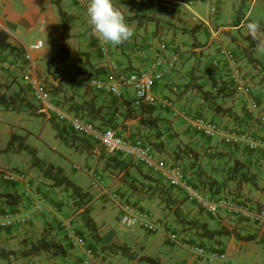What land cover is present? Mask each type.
Returning <instances> with one entry per match:
<instances>
[{
    "label": "crops",
    "instance_id": "1",
    "mask_svg": "<svg viewBox=\"0 0 264 264\" xmlns=\"http://www.w3.org/2000/svg\"><path fill=\"white\" fill-rule=\"evenodd\" d=\"M186 1L188 0H173V3L169 6H163L155 0H117V4L125 7L121 8L125 16L144 14L149 16L150 19L127 20V23L135 29L132 39L116 47L110 45L108 54L103 55L98 50L95 40L88 35L89 26L87 24L86 8L89 0H83L81 4L74 0H58L67 14L69 37L63 41V48L62 51H59L58 60L51 62L54 63V69L51 68V65L44 69L38 62L43 53L41 49L32 53L34 74L51 89L52 100L58 101L60 106L68 107L71 104L78 105L93 102L95 106L100 107L101 113L115 122L114 129L120 135H133L143 131L139 120L144 112L142 113L131 102L127 103V100H131L133 96L130 87L125 86L123 96L117 97L102 89L80 84L75 80L76 74L82 70H95L99 74H118L149 69L152 67L157 42L162 34L167 39L177 40L179 38L183 40L181 66L178 67L179 69L177 68L178 70L169 72L165 79L156 81L153 86L155 96L173 99L177 110L181 111V115H177L174 114L173 109L164 108L158 103L153 105L151 114L158 117V129L161 132L160 139L163 142L164 149L162 153H156V157L163 162L175 161L180 163L187 177L195 182L196 178L206 177L208 174L213 175L217 180L223 181L224 179L220 175L221 171L231 164L233 159L237 158L244 165V169L254 175L256 185L243 181L238 183L235 180L228 179L224 180L225 190L229 187L235 188L234 192L238 193L240 191L239 193L242 196L249 198L252 205L264 208L263 126L258 124L255 114L246 112L244 94L222 89L220 93L213 95L214 101L227 108L225 115H222L220 112L214 111L200 92L193 87L195 83H199L203 84V89H208L209 78L205 73V69L210 65L215 47L219 44L228 42V45L233 46L241 56V48L254 42L247 35L246 30H244L245 27L238 29V31L244 33L242 38L231 40V37L225 34L229 32L227 30H230V34L233 35L235 32L232 30L235 26L219 24L221 23L220 17H230L234 6L239 4V0H218L217 12L211 18V22L208 21L207 24L200 25L198 28L190 18L192 13L196 14L191 7L192 5L183 8V3ZM213 1L208 0V5ZM9 2L10 0H0V3L3 4ZM26 2L33 13L42 8L45 9V15H41L38 19V31L45 32V24L48 22L49 16L54 21V9L57 13L52 0H26ZM6 10L10 11L9 8H6ZM58 21L60 22L59 29L61 32L60 18L55 20L56 25H58ZM242 21L243 18L240 19L239 26L242 25ZM0 23L2 28L9 34L10 43L25 45L17 37L20 33L19 27L23 23L21 19L19 20V18L12 15L3 21L0 17ZM216 24H218L217 27ZM194 27L195 31L193 30ZM255 50L256 44L251 46L250 49L252 56L258 62L256 65H248V61L245 64L243 57L240 60L243 63L250 91L254 93L259 110L261 109L258 113H262L264 112V59L256 56ZM0 80H4L9 85L6 91L7 95L18 94L21 97L25 94L26 97H29L25 92L24 82L18 75L11 76L0 71ZM35 106V109L31 108L25 101H22L18 109L12 111H18L25 115L27 113L38 115L52 125L48 116L40 113L37 105ZM193 114L203 115L215 120L220 126L218 137L205 138L193 132L188 123ZM4 128L7 130L4 137L8 139L10 133L14 131L10 127L7 128V125L3 126L2 130ZM243 130L252 131L259 138L260 146L256 151L246 148L244 141L240 138ZM54 135L55 138H58L56 130ZM95 145L92 146L89 152L77 150L86 163L83 165L71 163L70 168H68L69 175L64 165L59 163L56 158H44V160L54 166L61 167L63 175L89 191L91 195L90 212L96 221L100 234L106 235V232L113 230L114 235L110 241L124 243L131 247L128 254L108 253L103 250L105 253L98 259V264H136L141 260L140 256H149L164 264H206V261H208L189 250H179L182 248L162 233H148L140 226L138 227L149 236L142 241H138V239L135 241L133 246L140 245L141 248L136 250V248L128 245L126 241H118L114 227L115 220L118 221V209L112 215V208L110 212L107 205L108 202H112V192L133 203L140 210L147 212L150 217L166 220L183 239L205 245L210 249L222 252L224 255L230 254L236 259V262L239 261L238 259L246 257L253 260L254 264L257 262L264 264V224L261 225L228 215H223L219 219L214 218L199 208L194 201L183 198L185 195L181 190L174 188L171 191L174 196L181 199V208L186 213L187 219L196 218L199 221L206 222L210 228L223 227L231 233L217 236L214 239H206L196 234L193 229H182V225L175 221L173 214L163 208L157 187L134 191L123 181L122 178L128 177L136 178L135 182L137 184L146 182L145 177L139 172V165L125 158L124 161L127 164L125 170L112 169V167L105 164L104 156H108V154L101 147ZM37 152L39 151L36 150ZM175 155H177L176 158ZM141 170L146 172L144 169ZM29 171L36 174L35 171L37 170L31 167ZM93 171L98 172L103 179L102 183L95 188L90 187ZM196 173L198 174L197 177H195ZM43 179V182L40 181V178H36L38 181L33 180L32 198L20 196L16 204H8L0 197L1 209L14 210L15 212L19 210L18 212H26L29 215L27 230L28 234L32 236H35L39 226V230H42L46 225L57 226V218L69 215L68 209H65L66 203L61 204L62 201H66L62 196L63 190L50 186L48 181L45 178ZM156 185L159 186L160 183L156 182ZM17 187H20L18 191L22 190L20 183L16 185L11 184V182H3L0 189L16 193L15 189ZM36 192L41 194L40 199L37 198ZM37 204H41L45 210L42 212L36 211ZM72 217L82 227L78 211H75ZM55 231L58 230L55 228ZM10 232L13 233V230H10ZM10 232L0 230V236L2 234L8 235ZM234 232L251 234L253 238L250 240L237 239L233 235ZM84 234L89 235L85 230ZM81 260L82 256L79 251L68 250L67 255L63 257L37 252L28 257L17 258L12 261V264H82ZM142 262L143 260L139 263L142 264Z\"/></svg>",
    "mask_w": 264,
    "mask_h": 264
},
{
    "label": "built area",
    "instance_id": "2",
    "mask_svg": "<svg viewBox=\"0 0 264 264\" xmlns=\"http://www.w3.org/2000/svg\"><path fill=\"white\" fill-rule=\"evenodd\" d=\"M81 3L82 0H76ZM163 6H169L173 0H155ZM200 0H191L183 4L198 3ZM217 11L213 3L209 7V15H214ZM191 19L196 22H205L197 15L192 14ZM1 26V24H0ZM96 41L98 49L102 54L108 53L109 44H105L101 39L92 36ZM43 43L36 40L22 46V56L17 60L14 56L6 53L0 54V71L8 75H18L24 82V87L29 95L38 103L39 111L52 115L55 119L63 123L68 129L79 136L87 137L97 142L108 154L119 153L131 158L140 165L146 167L151 172L159 176L167 185L179 187L184 190L187 197L195 201L203 210L215 217L221 213L234 215L250 221L264 224V209H257L246 202L235 201L222 195H212L197 190L191 185L180 164L169 165L156 159L151 145L143 138L135 135L123 136L110 127H99V125L87 117L74 114L51 101L49 88L42 82L33 71L32 53L41 49ZM180 43L178 41L168 42L160 40L157 42L156 52L153 56L152 67L144 70L131 71L129 73L118 74H98L94 71L83 70L76 74L75 80L82 84L92 86L109 92L117 97L123 95L125 86L133 87V103L137 107L147 104H160L164 108L173 109L174 114L181 115L172 99L158 98L153 93V86L156 81H161L169 72L175 71L180 62ZM210 88L213 92L221 89L244 94L249 112L257 109V102L253 92L247 83L244 69L238 58L236 50L226 45H219L216 55L211 61L210 69L207 73ZM259 121L264 123V115L259 116ZM189 127L205 137L214 138L219 133V126L216 122L199 115H192L189 119ZM240 138L250 150H255L259 140L250 132H243ZM4 178L9 181L18 182L22 190L19 195L30 196L32 184L23 173L11 170H1ZM91 184L98 186L102 182L99 173L92 172ZM114 204L119 208V222L125 227L140 225L149 232H162L171 239H177V235L161 219H150L147 214L139 211L130 202L122 200L118 195L113 194ZM29 215H22L9 210L0 213V227H12L26 222ZM66 242L73 248L81 251L83 255L82 264H96L97 253L87 245L84 237L77 232L76 227L70 218H64L60 223ZM181 245L193 251L197 255L205 256L212 260L216 254L205 250L203 247L182 242ZM222 257V255H219Z\"/></svg>",
    "mask_w": 264,
    "mask_h": 264
},
{
    "label": "trees",
    "instance_id": "3",
    "mask_svg": "<svg viewBox=\"0 0 264 264\" xmlns=\"http://www.w3.org/2000/svg\"><path fill=\"white\" fill-rule=\"evenodd\" d=\"M243 1L245 0H240V3H242ZM52 3L56 7L57 14L62 24V31L60 37V51H62L63 41L64 39L69 37V23L67 21V14L62 9L58 0H52ZM126 18L127 20L150 19L149 16H146L144 14H131L126 16ZM199 26L197 25L196 28H198ZM261 28L264 29L263 22H261ZM193 30L195 31V27L193 28ZM254 45L255 42H251L247 46L242 48L244 56L246 57L247 61L252 65H256L258 63L257 60L252 56L250 51L251 46ZM3 52L8 55L14 56L17 60H20L22 56V46L10 43L9 34L4 29L0 28V54ZM205 70L208 71V68H206ZM8 86L9 85L7 82H5L4 80H0V107L5 110L12 111L18 109L19 104L24 101V97H20L18 94L7 95L6 91ZM202 86L203 84L195 83L193 87H195L200 92L202 97L209 103V105L214 111L220 112L222 115H225L227 108H224L223 106H221V104L214 101V97L211 91L203 89ZM27 102L28 100L26 101V103ZM53 102L59 104L58 101L55 102L53 100ZM130 102L134 105L133 96L131 97V100H127V103ZM153 105L154 104H147L141 107H137L134 105L136 108L141 110L142 113L144 112V115L141 116L139 120L142 124L143 131L135 133L133 135L139 136L143 138L146 142H148L151 145L154 153H162L164 149L163 142L160 139L161 132L158 129V117L151 114ZM66 108L68 111L74 114H80L92 121H96L99 127L115 128V122L110 117H106L103 113H101L100 107L95 106L93 102H87L85 104L78 105L71 104ZM50 119L52 126L56 130V135L62 142H64L66 145L72 146L75 150L89 152V150L94 144L93 140L84 136L77 135L76 133L68 129L63 123L58 122L53 117H50ZM258 124L264 127V123L260 122L259 120ZM199 136L202 135L199 134ZM0 149L5 151H13L16 153L25 151L26 153L30 154V166L34 167L38 171V173L48 181V184L50 186L61 188L67 192V196L70 199V203L72 205V210L74 209L79 213L80 221L82 223V229L79 230L82 233L84 232V230L88 232L89 235L86 237L89 241H87V243L88 246L92 248V250H105L108 253L115 252L128 254L129 247L126 244L110 241L111 237L114 235L113 230L106 232V235L100 234L98 226L96 225V221L90 212L89 205L91 202V195L89 191L83 189L74 181L70 180L67 176L63 175L61 167L54 166L52 163L47 162L44 159L36 156V149L28 145L24 141L23 135L18 134L16 132H11L5 145ZM101 156H103V154H101ZM176 157L177 155H175V158ZM125 158L127 157L119 153L108 154V156H104L106 166L112 167V169H118L119 171H121L122 169L125 170L127 168V164L124 161ZM165 163L169 165L180 164L175 161ZM141 169L144 168L140 167L139 172L143 175V177H145V179L147 180L146 182H141L140 184H137V182H135L136 178L128 177L122 178L123 181L127 183L129 188L133 189L134 191H140L142 189L149 190L151 189V187H157L156 189H158V195L161 199V202L163 203V208L167 209L173 214L175 221L178 224L182 225V229H193L196 234L206 239H214L217 236L228 235L231 233L229 232V230L223 227L210 228L208 227L206 222L199 221L196 218L187 219L186 213L181 208V199L174 196L173 192L171 191V189H174L176 187L165 184L150 170L144 169L146 172H143ZM196 171L198 172V170ZM1 172L2 171L0 170V173ZM220 175L223 177L224 180L232 179L238 183L243 181L248 182L252 185H256L254 181V175L248 173V171L244 169V165L242 164V162H240L237 158L233 159L231 164H229L226 168H223ZM197 176L198 174L196 173L195 177ZM224 180H217L211 174H208L206 177L196 178V182L192 181L190 177L188 178V182H190L196 189L202 190L206 193L212 195L226 196L229 199L240 202H245V200H249V198L242 196L239 191L238 193L234 192L235 188L229 187L225 190ZM7 182L15 184L14 181ZM156 182L160 183V185L157 186ZM178 189L184 193L183 189L179 187ZM0 197L5 203L8 204H16L18 199L20 198L19 194L10 193L9 191L2 189H0ZM183 198H187V196L185 195V197ZM198 207L200 208V206ZM5 211L7 210L1 209L0 212L5 213ZM7 228L9 227H0V230ZM55 228L59 230V228L56 226L46 225L40 231V234L36 239L23 238L21 240L22 243L19 247V250H5L4 248L0 247V258L7 260L10 255H14L15 259L24 258L37 252H45L48 253L50 256H66L68 250L71 249V245L66 242L64 235L58 236V231H55ZM233 235L237 239L241 240H250L253 238L251 234H241L239 232H234ZM140 259L147 261L149 264H164L149 256H140Z\"/></svg>",
    "mask_w": 264,
    "mask_h": 264
},
{
    "label": "rangeland",
    "instance_id": "4",
    "mask_svg": "<svg viewBox=\"0 0 264 264\" xmlns=\"http://www.w3.org/2000/svg\"><path fill=\"white\" fill-rule=\"evenodd\" d=\"M191 7L194 9V11L198 16L204 19L210 18L208 16V8H209L208 0H202L201 2L196 3V5H192ZM6 8H9L10 11H7ZM45 12H46L45 9L42 8L38 10L36 13H33L30 7L28 6L26 0H10L8 4L0 3V17L3 19V21L7 20L9 16L12 15L15 18H19V20L21 19L23 23L19 27L20 33L17 37H19V39L25 45L34 42L37 39H40L43 43L41 47L43 53L38 59V62L42 65V67H44V69L48 67V65H51V68L54 69L53 68L54 63L51 62L58 60L57 58L61 48V42H60L61 32L59 29L60 22L58 21V25H56L55 20H58L59 18L54 9V15H53L54 21L52 17L49 16L50 18L46 23V31L42 33L39 32L38 19L40 18L41 15H45ZM242 18H243L242 25L239 26V21ZM249 19L259 20L260 23L264 21V0H245L242 3H240L239 0V4H236L234 6V9L230 17L229 16L220 17L221 23L219 24L234 25L235 28L232 31L235 33L231 35L230 30H227L229 32L225 35L227 36L229 35L228 37H231V40L232 39L239 40L240 37L242 38L244 36L243 35L244 33H241V31H238V29L239 28L243 29L245 23L248 22ZM209 21L211 22V19ZM215 26L217 27L218 24H216ZM237 31L238 33H236ZM45 40L48 48L45 44ZM177 40L181 41L182 43L184 42L179 38H177ZM225 43L226 45L229 44L228 42ZM255 55L258 56L260 59H264V55L258 54L257 50H255ZM243 62L247 64V61L244 60ZM250 64L251 63H248V65ZM129 87H130L129 89L133 92V87L130 85ZM25 92L27 93V96H29L26 97V95L23 94L25 103L28 100L29 103L28 102L27 103L29 107L35 109L36 108L35 105H37V102L29 95V92L26 89ZM48 119L51 122V119L50 118ZM5 125H7V128L10 127V129L13 130L14 132L24 135V141L28 145L34 147L37 151H39L36 153V156L42 157L43 159L56 158V160L59 163H62L64 165L68 175H69L68 168H70L71 163H78L80 165L86 163L85 159L81 157V154L77 150L73 149L72 146L70 145H65V143L59 140L58 138H55L54 135L55 130L52 127V125L48 121H44L43 119H41V117L38 115H33L30 113H27V115H25L23 113H19L18 111L5 110L2 107H0V148H2L7 141V138L4 137V133L7 130H5L6 128L2 130V127ZM95 146L100 147L98 144H96ZM29 158H30V154L26 153L25 151L16 153L13 151H5L0 149V169L23 173L26 176V178L33 183H34L33 180L34 179L36 180V178H40L41 179L40 181L43 182L42 176L37 171H35L36 174H32L29 171V169L31 168L29 164ZM7 181L9 180L4 178V175L1 172L0 188L3 186V182H7ZM16 183L18 184V182ZM32 190L33 188L31 189V192H33ZM59 190H63V189L59 188ZM63 192L64 193L62 196L63 198H65L66 201H62L61 204H63L64 202L66 203L65 209H68V214H69L68 216L72 217L75 214L76 210L74 209L72 210V205L70 203V199L67 196V192L65 190H63ZM29 197L32 198L31 196ZM35 205L36 203L34 204V206ZM107 205L108 208L110 209V212L112 208V215H114L117 212L116 211L117 208L114 206H113L114 208L112 207L113 205L112 202H108ZM35 210L38 212L40 211L42 212L45 210V208L41 204H37ZM16 211L18 212L19 210ZM11 212H15V211L12 210ZM21 214L28 215L26 212H23ZM75 221L77 220L75 219ZM27 224L28 223L26 221L21 225L12 226L7 229H1L2 231L4 230L8 232H10V230H13V233L10 232L8 233V235L2 234L0 236V247L4 248L5 250H19V247L22 243L21 240L23 238L36 239L41 231L39 230L40 226L38 227L35 236H32L31 234H28ZM114 227L116 229L117 240L126 241L128 245H131L132 247L136 248V250L141 247L140 245L133 246L135 244V241L137 239L138 241H142L149 237L145 233L147 231L144 232V230H141L137 225H133L131 227H125L119 221L115 220ZM129 249H131V247H129ZM179 250H186V249H179ZM14 260H15V256L10 255V257L7 260L0 258V264H12V261ZM141 260L139 262H141ZM238 260L239 261L236 262V259L233 256H231L230 254H225L223 258H215L210 262L206 261V264H254L253 260H250L246 257ZM139 262H137L136 264H141ZM142 264H149V263L143 260ZM255 264H260V263L257 262Z\"/></svg>",
    "mask_w": 264,
    "mask_h": 264
},
{
    "label": "clouds",
    "instance_id": "5",
    "mask_svg": "<svg viewBox=\"0 0 264 264\" xmlns=\"http://www.w3.org/2000/svg\"><path fill=\"white\" fill-rule=\"evenodd\" d=\"M74 1H76V0H74ZM83 1V0H82ZM188 1H191V0H188ZM188 1H186V2H188ZM201 1V0H200ZM77 2V1H76ZM77 3H79V2H77ZM82 3V2H81ZM81 3H79V4H81ZM215 4L216 5V7H217V3H218V0H214L213 2H211L210 4H209V7H210V5L211 4ZM193 4H196V3H193ZM193 4H187V5H185L184 4V6H183V8H185V7H188V5L189 6H191V5H193ZM121 8H125L123 5H120V4H117V0H89V4H88V6H87V8H86V14H87V24H88V26H89V31H88V35H89V37H92V36H96L98 39H101L105 44H109V46H108V52H109V47H110V45L112 46V47H116V46H119V45H121V44H123V43H125V42H128V41H130L131 39H132V37L134 36V34H135V29L133 28V27H131L128 23H127V18H126V16H125V14H124V12H122L121 11ZM217 12V11H216ZM192 14H194V13H192ZM191 14V15H192ZM216 14V13H215ZM214 14V15H215ZM195 15H197V14H195ZM214 15H209V8H208V16L210 17L209 19H204V18H202V17H200V16H198L199 18H201L202 20H205V22L203 23V22H196V21H194L193 20V22L196 24V25H198L199 26V24L202 26L203 24H207V22L211 19V18H213L214 17ZM190 18H191V16H190ZM192 20V19H191ZM1 24V23H0ZM46 25V24H45ZM45 25L43 26V30H44V28H45ZM244 27H245V30H246V33H247V35L252 39V41H254L255 42V44H256V50H257V52H258V54H261V55H264V29H262L261 28V23H260V21L259 20H254V19H249L248 20V22H246L245 23V25H244ZM0 28H2V24H1V26H0ZM3 29V28H2ZM162 37H160L159 39H158V41H160V40H166V41H168V42H173V41H178L179 43H180V62H179V64H178V66H177V68L179 67V66H181V60H182V45H183V43L181 42V41H179V40H171V39H167L166 37H164L163 36V34L161 35ZM93 38V37H92ZM96 42V41H95ZM45 44H46V40H45ZM97 45V44H96ZM219 45H226V44H219ZM218 45V46H219ZM20 46H23V45H20ZM46 46H47V44H46ZM217 46V47H218ZM226 46H229V47H231V48H234L233 46H230V45H226ZM217 47H215V53H214V56H212L211 57V61H212V59L215 57V55H216V50H217ZM47 48H48V46H47ZM98 48V47H97ZM235 49V48H234ZM99 50V49H98ZM156 50V49H155ZM236 50V49H235ZM100 51V50H99ZM101 52V51H100ZM240 52L242 53L241 54V56H240V54H238V52L236 51V53H237V55H238V58H239V60L243 57L244 58V60L245 61H247V59H246V57L244 56V54H243V51H242V48H241V50H240ZM108 54V53H107ZM106 54V55H107ZM104 55V54H103ZM211 61H210V65L207 67L208 68V71H209V69H210V66H211ZM240 62H241V60H240ZM241 64H242V67H243V63L241 62ZM176 68V70H178ZM244 69V68H243ZM83 71V70H82ZM87 71H94V72H96L95 70H87ZM134 71H136V70H134ZM208 71H206L205 73H206V75H207V73H208ZM79 73V72H78ZM96 73H98V72H96ZM129 73V72H128ZM244 73H245V70H244ZM99 74V73H98ZM208 77V76H207ZM246 77V76H245ZM77 82H79V81H77ZM80 83V82H79ZM209 83V87H208V91H211V93L213 94V95H215V94H218V93H220V91L222 90H220L219 92H213L212 90H211V88H210V82H208ZM80 84H82V83H80ZM83 85H85V84H83ZM47 86V85H46ZM48 87V86H47ZM49 88V87H48ZM49 91H50V98H51V101L53 102V100H52V96H51V89L49 88ZM227 91V90H226ZM228 92H230V91H228ZM236 92H239V91H236ZM239 93H241V92H239ZM253 95H254V93H253ZM254 98H255V96H254ZM173 100V99H172ZM256 100V99H255ZM174 101V100H173ZM256 102H257V100H256ZM54 103V102H53ZM174 103H175V101H174ZM54 104H56V103H54ZM56 105H58V106H60L59 104H56ZM246 105H247V102L245 103V110H246V112H248L249 114H255V118H256V120H257V122H258V120H259V116L260 115H263V113L264 112H262V113H258L260 110H259V106H258V103H257V109L254 111V112H249L248 110H247V108H246ZM60 107H62V106H60ZM37 108H38V110H39V107H38V103H37ZM62 108H64V109H66L67 110V108L66 107H62ZM40 113H42V114H45V115H47L48 116V118H50V117H53L52 115H48V114H46V113H44V112H41V111H39ZM193 115H198V114H193ZM199 116H203V115H199ZM204 117H206V116H204ZM54 118V117H53ZM206 118H208V117H206ZM190 119V118H189ZM208 119H210V120H212L211 118H208ZM57 120V119H56ZM58 121V120H57ZM212 121H214V120H212ZM58 122H60V121H58ZM94 122H96V121H94ZM214 122H216V121H214ZM61 123V122H60ZM97 123V122H96ZM188 123H189V121H188ZM217 123V122H216ZM98 124V123H97ZM218 124V123H217ZM218 126H219V124H218ZM190 128V127H189ZM264 128V127H263ZM112 129H114V128H112ZM191 129V128H190ZM192 130V129H191ZM116 131V130H115ZM193 131V130H192ZM219 131H220V126H219ZM117 132V131H116ZM193 132H195V131H193ZM243 132H250L253 136H255L258 140H259V138L252 132V131H248V130H243L242 132H241V134L243 133ZM118 133V132H117ZM195 133H197V132H195ZM198 134V133H197ZM240 134V135H241ZM199 135V134H198ZM218 135H219V133H218ZM218 135L216 136V137H214V138H217L218 137ZM202 137H205V136H203L202 135ZM206 138H209V137H206ZM213 139V138H212ZM94 142V144H98L97 142H95V141H93ZM93 144V145H94ZM244 144H245V142H244ZM99 145V144H98ZM100 146V145H99ZM246 146V145H245ZM259 146H260V140H259V143H258V145H257V147H256V149L255 150H251V151H256L258 148H259ZM101 147V146H100ZM247 147V146H246ZM102 148V147H101ZM103 149V148H102ZM247 149H248V147H247ZM104 150V149H103ZM250 150V149H249ZM105 151V150H104ZM106 152V151H105ZM107 153V152H106ZM108 154V153H107ZM157 155H156V153H155V157H156ZM128 158V157H127ZM126 158V159H127ZM130 159V161L131 162H133V163H135L136 165H139L140 167H144V166H142V165H140L139 163H137V162H135L134 160H132L131 158H128V160ZM156 159H157V157H156ZM181 165V164H180ZM182 166V165H181ZM146 170H149V169H147L146 167H144ZM182 168H183V166H182ZM0 170H2V169H0ZM183 170H184V168H183ZM94 172V171H93ZM96 172V171H95ZM98 173V172H97ZM184 173H185V171H184ZM92 174V173H91ZM156 177H158L159 178V176H157L156 174H154ZM185 176H186V178H187V180H188V177H187V175H186V173H185ZM102 178V177H101ZM91 180H92V176H91ZM91 180H90V185H91V187H93V188H95V187H98V186H93L92 184H91ZM103 180V179H102ZM161 180V179H160ZM162 182H164L163 180H161ZM165 184H167L166 182H164ZM190 183V182H189ZM15 184L17 185V183L15 182ZM31 184L33 185V183L31 182ZM191 184V183H190ZM192 185V184H191ZM194 187V186H193ZM32 188H33V186H32ZM176 188H178V187H176ZM195 188V187H194ZM17 188L15 189V192H16V194H19L18 192H17ZM198 190V189H197ZM199 191H202V190H199ZM202 192H204V191H202ZM32 193V192H31ZM185 193V192H184ZM204 193H206V192H204ZM113 194H116V195H118L117 193H115V192H112L111 193V201H112V204H113V206L114 207H116L117 209H118V221H119V208L114 204V200H112L113 199ZM186 195V194H185ZM19 196H21V197H24V196H22V195H19ZM30 196H31V194H30ZM36 196H37V198H39L40 197V194L39 193H36ZM119 196V195H118ZM187 196V195H186ZM27 197H29V196H27ZM122 200H125V201H127L126 199H123L121 196H119ZM188 198V197H187ZM40 199V198H39ZM189 199V198H188ZM189 200H191V199H189ZM191 201H193V200H191ZM127 202H129V201H127ZM195 202V201H194ZM245 202L246 203H248V204H250V205H252V202L250 201V200H245ZM131 203V202H130ZM196 203V202H195ZM132 205H134L133 203H131ZM197 204V203H196ZM198 205V204H197ZM139 211H141V212H143V213H145V214H147V216L150 218V219H161V218H153V217H150V215L147 213V212H145V211H142V210H140L136 205H134ZM199 206V205H198ZM39 207V206H38ZM252 207H255V208H257V209H264V208H260V207H258V206H254V205H252ZM201 208V207H200ZM54 209H55V207H54ZM203 210V209H202ZM203 211H205V210H203ZM205 212H207V211H205ZM20 213V212H19ZM208 213V212H207ZM210 214V213H209ZM211 215V214H210ZM223 215H226L227 216V214H223V213H221L220 214V216L219 217H215V216H213V215H211V216H213L214 218H220L221 216H223ZM228 216H234V215H228ZM236 218H239V219H243V220H246V221H250V220H247V219H244V218H241V217H237V216H235ZM64 218H70L71 220H72V223L74 224V226L76 227V229H77V232L79 233V234H81L83 237H84V239L86 240V242L87 241H89V240H87V237H86V235L84 234V232L82 233L79 229H82V227L81 226H79L78 225V222L77 221H75V219L73 218V217H71V216H66V217H63V218H57V226L56 227H58L59 228V232H58V236H61V235H64V233H63V231H62V227H61V225H60V223H61V220L62 219H64ZM74 219V220H73ZM161 220H164V219H161ZM28 221V220H27ZM165 221V223L170 227V229L173 231V232H175L176 233V235H177V239H175V240H173V239H171L168 235H166V234H164V233H162V232H149V231H147L146 229H144L142 226H140V225H137V226H140V227H142L145 231H147V232H149V233H162L163 235H165L167 238H169L170 240H172L173 242H176L182 249H186V248H184L182 245H181V243L182 242H188V243H191V244H193V245H198V246H201V247H203L205 250H207V251H209V252H211V253H214V254H216V256L212 259V260H214L215 258H223L225 255L222 253V252H218V251H216V250H214V249H210V248H208V247H206L205 245H200V244H198V243H194V242H192V241H190V240H187V239H183V238H181V236L178 234V232L175 230V229H173L167 222H166V220H164ZM250 222H254V223H258V224H261L262 225V223H259V222H256V221H250ZM61 233V234H60ZM65 237V236H64ZM87 245H88V243H87ZM71 249H73V250H76V251H79L80 253H81V251L80 250H78V249H75V248H73L72 246H71ZM186 250H189V249H186ZM189 251H191V250H189ZM96 253H97V256H98V259L100 258V256H102L105 252L103 251V250H97V251H95ZM191 252H193V251H191ZM194 253V252H193ZM195 254V253H194ZM197 255V254H196ZM219 255H222V257H220ZM81 256H82V259H83V255H82V253H81ZM198 256H201V255H198ZM201 257H203V258H205V259H207V257H205V256H201ZM98 259H97V261H96V264H98ZM208 261H212V260H209V259H207ZM82 261V260H81Z\"/></svg>",
    "mask_w": 264,
    "mask_h": 264
}]
</instances>
